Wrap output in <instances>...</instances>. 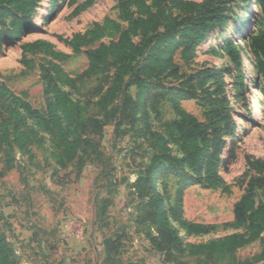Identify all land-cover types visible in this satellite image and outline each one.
Returning <instances> with one entry per match:
<instances>
[{
	"label": "rangeland",
	"instance_id": "rangeland-1",
	"mask_svg": "<svg viewBox=\"0 0 264 264\" xmlns=\"http://www.w3.org/2000/svg\"><path fill=\"white\" fill-rule=\"evenodd\" d=\"M125 1L40 0L30 14L34 27L16 36L12 34L13 17L1 16L0 83L8 92L0 98V105L4 101L11 105V98L18 96L43 110L45 85L40 66L54 62L71 77L82 74L87 52L116 35L82 45L77 53L71 47L72 40L105 19L124 24L125 12L134 10L121 9ZM185 1L210 3L206 10H216L215 14L221 10L223 21L211 24L201 43H184L173 51L174 68L152 80L156 85L147 94L142 110L130 117L131 106L127 105L120 117L124 93L116 92L106 102V110L115 111V118L95 130L94 123L88 125L90 144L65 167L56 165L55 147L47 134L42 133L43 141L25 150L14 144L3 145L0 234L9 244L15 264H264V233L217 263L200 255L187 256V250H172L165 260L166 249L157 252L150 244L158 230L150 223L146 198L138 196L135 181L155 159L165 165L157 176L158 191L172 227L184 242L206 241L242 230L224 224L233 220V205L246 192L249 178L264 175L249 166V162L264 164V74L260 69L264 63V0ZM246 17L249 21H244ZM231 38L243 51L240 72L225 50ZM36 41L45 42L51 51L66 57L55 59L44 49L25 51ZM255 41H259L258 49ZM114 71L106 63L98 72L79 77L76 88L57 85L85 107L82 118L104 121L106 110H100L99 103ZM55 83L53 80L51 85ZM176 89L190 96L174 99ZM135 93L131 86L128 94L134 97ZM177 110L204 126L215 142L212 183L202 171L199 181L183 189L179 209L175 206L177 181L194 174L187 162L181 166L177 162L185 156L182 143L171 132L172 123L181 119ZM1 113L0 109V120ZM167 158L175 159V169L166 168L171 162ZM216 177L220 179L217 183ZM254 200H263L260 189L254 190ZM180 211L186 221L217 228L188 235L173 218ZM109 235L118 240L116 249L123 248V252L106 259L99 250L100 240Z\"/></svg>",
	"mask_w": 264,
	"mask_h": 264
},
{
	"label": "trees",
	"instance_id": "trees-1",
	"mask_svg": "<svg viewBox=\"0 0 264 264\" xmlns=\"http://www.w3.org/2000/svg\"><path fill=\"white\" fill-rule=\"evenodd\" d=\"M40 0H0V17L11 15V25L14 36L33 28L30 14ZM257 0H255L256 2ZM247 2H251L247 0ZM210 3L194 4L185 0H127L120 4L121 9L133 7L127 10L123 17L124 24H119L111 19H105L102 24L94 26L84 34L75 37L71 47L75 53L79 52L82 45L99 40L108 34H115V39L107 43L101 42L95 49L87 52V66L77 77H71L58 63L49 62V65L40 66V77L44 87V109L39 110L29 102L18 96L11 98V105L3 102L0 105V152L5 143L14 144L20 150L27 146L43 141L42 133L47 134L55 147L53 157L58 167L70 164L79 151L90 144V138L86 135L87 127L94 123L92 130L98 129L110 118H115V111L109 112L107 100L116 92H123L124 98L120 107L121 115L126 112L127 105L131 106L133 117L144 108V102L150 89L156 85L152 82L168 71L175 64L172 61L173 51L186 44L201 43L209 32L211 24H220L223 20L221 10H206ZM244 21H249L244 18ZM259 41H255L258 47ZM263 47V46H261ZM46 55L55 59H64L65 54L53 52L45 42L36 41L28 44L25 51L35 52L42 50ZM255 49V57H259ZM264 48L261 52L264 55ZM225 50L234 67L241 71L243 51L233 39L227 40ZM110 63L115 71L110 76L111 84L101 97L99 108L106 110L104 121L94 118H82L83 105L75 102L69 94L62 90L57 83L76 88V80L84 75L98 72L103 64ZM264 74V63L260 67ZM206 72V71H205ZM171 73H174L172 71ZM56 83L51 85L52 81ZM240 86L245 90L242 78L239 76ZM134 86V97L128 94V89ZM8 90L0 83V98ZM174 99L189 97L190 93L183 89H176ZM7 106V107H6ZM181 119L172 123L171 132L175 139L182 143L184 158L177 160L178 165L187 162L193 170V176H181L178 179L176 209H179L183 189L201 178L202 171L207 175V180L212 183L215 167L214 139L208 137L206 128L180 110ZM117 119V118H116ZM30 121V124L27 121ZM200 140V143H197ZM212 148V150H210ZM171 162L167 169H175L172 162L174 158H167ZM261 162H249L257 173L264 172V164ZM165 165L155 159L143 171L141 177L135 181L139 190V197L146 198L144 206L148 208L147 215L150 223L157 227V237L150 238V244L159 252L165 250L170 257V251L183 253L187 250V256H204L212 263L231 256L237 249L257 240L264 233V175L251 176L247 181V190L233 205V220L224 224L235 229H242L213 239L201 242H184L172 227L163 204V197L157 188V176ZM2 173L0 172V176ZM175 175H179L175 172ZM220 179H215V183ZM260 189L263 200L258 203L254 200V190ZM181 211L173 218L188 235L204 234L217 228L216 225L200 224L186 221L181 218ZM117 239H106V259L113 258L117 249ZM0 264H15L11 258V248L0 234Z\"/></svg>",
	"mask_w": 264,
	"mask_h": 264
},
{
	"label": "crops",
	"instance_id": "crops-1",
	"mask_svg": "<svg viewBox=\"0 0 264 264\" xmlns=\"http://www.w3.org/2000/svg\"><path fill=\"white\" fill-rule=\"evenodd\" d=\"M106 225V224H105ZM105 228V227H104ZM106 239H112V240H115V237H113V235H109V236H103L102 238H101V240H100V243H101V247H100V249L99 250H101V252L103 253V254H105L104 255V257H106V254H107V247H106V245H105V240ZM122 241V240H121ZM123 242V241H122ZM148 248H150V249H152L151 248V246H147ZM123 252V248L121 249V250H117L116 251V253H115V255H114V257H117L118 255H120L121 253ZM150 253V255H151V253L152 252H149ZM124 259V258H123ZM157 261H159L158 259H157ZM144 261H139V262H137L136 264H151L150 262H148V261H146V262H144ZM100 264V263H99ZM155 264V263H154Z\"/></svg>",
	"mask_w": 264,
	"mask_h": 264
},
{
	"label": "bare ground",
	"instance_id": "bare-ground-1",
	"mask_svg": "<svg viewBox=\"0 0 264 264\" xmlns=\"http://www.w3.org/2000/svg\"><path fill=\"white\" fill-rule=\"evenodd\" d=\"M236 35H238V32L236 33Z\"/></svg>",
	"mask_w": 264,
	"mask_h": 264
}]
</instances>
